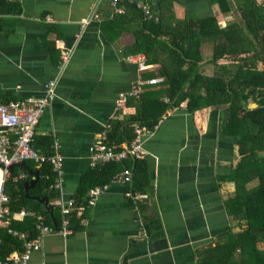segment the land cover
<instances>
[{"label": "crops", "instance_id": "crops-1", "mask_svg": "<svg viewBox=\"0 0 264 264\" xmlns=\"http://www.w3.org/2000/svg\"><path fill=\"white\" fill-rule=\"evenodd\" d=\"M138 4H148L156 21L217 16L225 26L230 19L210 0H120L123 13L113 0L0 4V103L43 97L45 85L56 83L35 137L39 149L51 143L64 159L55 205L78 193L92 168L91 146L111 121L135 112L119 108L121 94L159 69L133 46L139 26L131 6L141 11ZM65 50L72 52L62 65ZM221 124L222 111L212 107L170 110L143 139L147 157L138 181L110 185L80 211L77 230L45 234L28 264H214L204 261L211 248L244 227L228 205L236 195L238 138ZM134 189L137 199L127 196Z\"/></svg>", "mask_w": 264, "mask_h": 264}, {"label": "trees", "instance_id": "trees-1", "mask_svg": "<svg viewBox=\"0 0 264 264\" xmlns=\"http://www.w3.org/2000/svg\"><path fill=\"white\" fill-rule=\"evenodd\" d=\"M3 1L0 0V4ZM210 2L218 7L219 15L230 17L225 26L217 16L161 17L156 21L154 16L146 18L136 5L131 6L138 13L135 21L139 26L133 46L145 55L148 65H159L157 72H151L149 78L162 77L163 82L147 86L139 98L129 99L128 106L135 112L128 117L119 115L111 121L108 144L122 149L124 144L135 139L137 126L152 130L175 108L184 106L191 113L208 107L221 110L222 131L238 138L241 155L232 176L236 195L228 205L231 214L240 219L244 227L236 234L229 231L228 238L212 247L204 261L264 264V0ZM207 43L212 45V57L208 61L204 58ZM36 141L33 142L35 149L54 154L51 143L46 150H41ZM142 161L111 162L91 168L73 198L68 228L77 230L81 227L85 213L80 214V211L89 209L92 188L110 184L113 176L125 168L132 169L133 181H138L140 172L145 169ZM27 163H33L31 166L35 169L38 166L32 161ZM20 172L29 177L17 181L11 179L5 184L12 212L33 210L44 214L47 223L55 229L62 228L61 208L54 204L59 198V190L55 187L57 173L52 165L39 166V178L35 187L29 190V196L25 183L31 181L32 176L19 168L14 169L12 176ZM254 181L257 184L251 187ZM44 198L49 201L47 206L41 202ZM13 228L27 232L29 239L38 235L33 218L16 217ZM23 250V240L0 229V259Z\"/></svg>", "mask_w": 264, "mask_h": 264}, {"label": "built area", "instance_id": "built-area-1", "mask_svg": "<svg viewBox=\"0 0 264 264\" xmlns=\"http://www.w3.org/2000/svg\"><path fill=\"white\" fill-rule=\"evenodd\" d=\"M120 0H113V5L118 13L124 10L118 5ZM138 8L144 13L146 18H152L151 7L148 4H138ZM70 50L63 51L61 63L64 65L70 58ZM163 82V78L149 79L139 81L134 89L126 94H121L119 98V108L126 109L128 101L131 97L139 98L144 88ZM55 81H50L45 85V95L43 97H32L23 100H12L0 103V229L7 230L8 234L18 237L24 241V250L22 252H14L4 259H0V264H28L31 254L41 247L43 236L47 233L59 231L63 233H71L69 226V214L74 207V199H71L67 205H61L58 201L57 206L61 207L63 215L62 228L55 229L49 225L46 216L33 210L22 209L18 213H13L9 203L10 196L5 191V184L9 180L26 179L29 175L25 172L12 176L10 167L20 164L21 162L32 161L36 165L41 166L45 163L52 165L53 171L57 173V182L61 179L63 173L64 159L60 154H45L34 148L33 142L36 137L38 126L42 117L45 115L51 100L55 97ZM168 101V99H166ZM160 122L154 126L152 130L137 126L135 129L136 137L130 143L117 149L108 144L107 131L93 143L91 146L90 165L92 168L98 165L111 162L122 163L124 161H142L147 157L144 148V137L152 134L159 126ZM133 182V171L125 168L117 172L110 184L92 188L89 191V204H95L97 198L110 185H128ZM127 196L137 199L138 195L128 192ZM33 218L35 220L38 235L29 239L27 232H21L13 228L15 218Z\"/></svg>", "mask_w": 264, "mask_h": 264}, {"label": "water", "instance_id": "water-1", "mask_svg": "<svg viewBox=\"0 0 264 264\" xmlns=\"http://www.w3.org/2000/svg\"><path fill=\"white\" fill-rule=\"evenodd\" d=\"M15 167H19V168H22L26 171H28L32 176L35 177V179L29 181V182H26L25 183V187H26V192H27V196H29L28 194V191L32 188H34L35 184H36V181L37 179L39 178V171L38 170H34L32 169L28 164L27 162H21L20 164H17V165H13L12 167H10V171L13 172L14 168ZM41 202L45 204V206H47L49 204V201L44 198V199H41Z\"/></svg>", "mask_w": 264, "mask_h": 264}, {"label": "rangeland", "instance_id": "rangeland-1", "mask_svg": "<svg viewBox=\"0 0 264 264\" xmlns=\"http://www.w3.org/2000/svg\"><path fill=\"white\" fill-rule=\"evenodd\" d=\"M212 57V45L211 44H205L204 45V58L205 60H209Z\"/></svg>", "mask_w": 264, "mask_h": 264}]
</instances>
